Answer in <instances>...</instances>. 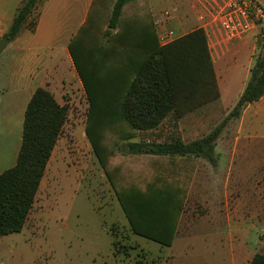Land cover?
<instances>
[{
  "label": "trees",
  "instance_id": "1",
  "mask_svg": "<svg viewBox=\"0 0 264 264\" xmlns=\"http://www.w3.org/2000/svg\"><path fill=\"white\" fill-rule=\"evenodd\" d=\"M134 1H112L104 34L109 37L119 28L113 43L104 39V43H96V50L88 52L85 45L73 42L69 52L88 103L85 135L129 231L161 247H170L184 208V176L168 168L159 170L160 166L152 172L148 168L152 164L133 171L114 163L110 160L113 152L104 144V132L113 127L115 133H124L132 154L188 161L202 158L215 165L214 148L223 129L239 118L248 104L264 95V57L255 59L237 103L208 134L189 143L179 136L165 142H131L134 133L154 131L168 117L177 120L219 97L204 30L195 29L160 46L148 15L138 29L130 23L119 26L124 6ZM38 2L23 0L3 37L13 41L24 27L33 32ZM99 14L100 20L103 14ZM121 57L123 61H119ZM112 71L114 75L109 76ZM109 84L115 85L114 89L109 91ZM66 119L67 107L58 104L48 90L39 88L34 92L25 110L16 164L0 174V238L24 228ZM249 264H264V255L256 253Z\"/></svg>",
  "mask_w": 264,
  "mask_h": 264
},
{
  "label": "rangeland",
  "instance_id": "2",
  "mask_svg": "<svg viewBox=\"0 0 264 264\" xmlns=\"http://www.w3.org/2000/svg\"><path fill=\"white\" fill-rule=\"evenodd\" d=\"M262 2L264 5V0ZM214 7L204 0H189V9L196 13V17L199 13H211ZM163 9L175 13L174 7L164 6ZM108 19L109 15L100 19L94 44L105 42ZM182 33L176 32L178 35ZM216 35L218 38L212 45L211 55L218 66L222 63L217 57L219 48L228 49L230 42L220 32ZM255 43L254 59L264 57V44ZM91 45H85L88 52L93 50ZM223 61L228 65L237 64V59L230 55H226ZM65 72L68 77V71ZM114 73L110 72L109 76ZM114 86L109 84L107 89L110 91ZM71 89L72 94L67 96L69 103L63 104L67 107V119L28 220L20 233L0 238V264H216L219 245L225 249L226 264H245L252 253H264V249H260L264 241L260 216L264 201V165L257 172L223 171L202 158L193 162V159L188 161L179 157L169 159L132 154L124 133H115L111 127L104 132V144L113 152L111 161L133 171L152 164V168L148 167L152 172L160 166L159 170L168 168L184 176V208L171 247H161L133 235L85 135L88 109L85 94L80 93L74 82ZM234 104L205 103L194 112L185 113L178 121L170 116L157 130L134 133L130 141L165 142L171 136H179L189 143L219 125ZM237 127L235 120L230 121L220 137L233 135ZM202 163H207V168H203ZM251 185H256L252 195L256 203L255 214L252 215L245 211L249 206L246 201L251 197L249 192L253 191ZM235 208L243 212L234 213ZM218 210L224 214L218 215ZM239 246H244L248 254L238 257Z\"/></svg>",
  "mask_w": 264,
  "mask_h": 264
},
{
  "label": "crops",
  "instance_id": "3",
  "mask_svg": "<svg viewBox=\"0 0 264 264\" xmlns=\"http://www.w3.org/2000/svg\"><path fill=\"white\" fill-rule=\"evenodd\" d=\"M22 1L0 0V39L7 32ZM112 1L39 0L34 14L36 19L34 31L31 32L24 27L0 53V174L16 164L21 146L25 110L37 89L48 90L60 105L69 103L67 96L73 92L72 82L78 86L80 93L85 94L69 52V45L73 42L83 45L91 43V48L97 49V44L93 41L100 26L99 13L109 15ZM164 6L174 7V15L171 12L170 18L164 17ZM146 15L154 27L156 26V35L159 29L170 27L175 34L183 32L181 35L176 34L178 38L201 28L196 13L189 9V0H136L124 6L119 26L130 23L138 29ZM32 19L33 17L30 20ZM118 30L119 28L111 31V35L105 37V40L111 41ZM217 38L216 33L210 36L207 34L210 55L212 45L216 44ZM246 38L230 42L226 50L219 48L217 57L222 63L218 66H215L212 59L219 95L213 102L236 104L242 95L255 62L253 52L256 40L253 35ZM226 55L236 58L237 64L224 63ZM239 67H242V70ZM65 71H68V77ZM232 108L233 106L229 109ZM181 118L177 120L173 118V120L178 121ZM235 122L238 127L233 135L223 139L219 136L217 139L218 144L217 146L215 144L214 148L216 164L213 166L221 167L223 171L234 169L257 172L259 167L264 165V95L257 102L248 104ZM198 159H193V162ZM201 166L207 168L208 165L202 163ZM255 188L256 185H251L253 191L249 192L251 197L246 201L249 206L245 211L251 215L255 212L256 203L252 197ZM224 206L226 208L227 204L225 203ZM238 212L241 214L243 211H237L235 208L234 213ZM217 213L224 214L220 210ZM263 213L264 201L260 211L261 227L264 226ZM243 247L239 246V253H236L238 257L248 254V250ZM217 249L216 264H226L224 247L219 245ZM260 249H264V241L260 244ZM255 254L256 252L249 255L245 264H249ZM259 254L264 255V253Z\"/></svg>",
  "mask_w": 264,
  "mask_h": 264
},
{
  "label": "built area",
  "instance_id": "4",
  "mask_svg": "<svg viewBox=\"0 0 264 264\" xmlns=\"http://www.w3.org/2000/svg\"><path fill=\"white\" fill-rule=\"evenodd\" d=\"M215 7L211 13H199L197 21L207 34L220 32L228 42L240 41L249 35L264 44V5L262 0H204ZM170 18L171 12L165 11ZM177 38L170 29H159L157 39L160 46L167 45Z\"/></svg>",
  "mask_w": 264,
  "mask_h": 264
},
{
  "label": "water",
  "instance_id": "5",
  "mask_svg": "<svg viewBox=\"0 0 264 264\" xmlns=\"http://www.w3.org/2000/svg\"><path fill=\"white\" fill-rule=\"evenodd\" d=\"M10 40L3 37L0 39V53L4 50V48L9 44Z\"/></svg>",
  "mask_w": 264,
  "mask_h": 264
}]
</instances>
